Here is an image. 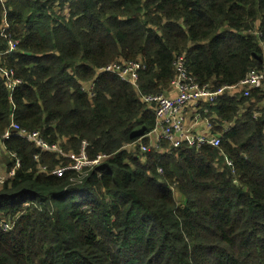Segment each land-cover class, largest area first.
<instances>
[{"label":"trees","instance_id":"1","mask_svg":"<svg viewBox=\"0 0 264 264\" xmlns=\"http://www.w3.org/2000/svg\"><path fill=\"white\" fill-rule=\"evenodd\" d=\"M5 18L0 145L20 166L0 191L15 226L0 223V264H264V82L201 101L220 147L156 142L143 99L169 93L182 55L209 91L262 69L264 0H0ZM120 59L146 65L138 87L99 72ZM12 123L60 151L3 139ZM83 148L99 162L67 168Z\"/></svg>","mask_w":264,"mask_h":264},{"label":"built area","instance_id":"2","mask_svg":"<svg viewBox=\"0 0 264 264\" xmlns=\"http://www.w3.org/2000/svg\"><path fill=\"white\" fill-rule=\"evenodd\" d=\"M9 25L5 18L0 28V34L9 39L8 52L16 51L18 41L11 38L8 31ZM146 65L141 60H125L109 63L108 65L99 68L102 73H115L123 81L131 83L134 87H138L139 70L145 69ZM176 77L171 84V89L168 94H158L144 96L143 99L148 104L156 106L157 126L153 131L156 142L164 139L169 141L174 147H179L183 142L189 146L200 148L204 144H211L215 147L221 146V136L212 132L214 114H209L208 108L201 106V101L212 100V93L205 87L201 86L196 78H194L187 70L185 56L182 55L175 62ZM6 69V68H0ZM261 71V72H259ZM3 76L7 79L8 87L13 90L19 83L20 79L14 77L13 71L2 70ZM264 82V66L262 69H252L247 77L240 82L238 87L228 86L230 90L238 89L249 95L252 88L260 87ZM90 96H94L93 84H86L83 88ZM190 117V122H189ZM13 130L20 137L29 139L35 142L43 150L60 151L57 146H49L43 139L39 137L37 132L28 133L25 130H20L19 125L12 123L9 130L3 135V139H9L13 135ZM87 142H84V147ZM158 146V144H156ZM146 151L148 148L142 146ZM74 163L67 168H73L77 171L84 172V167L91 166L99 162V160L90 161L84 148L79 156H73ZM19 164V163H18ZM84 165V167H83ZM66 168H61L56 172L62 174ZM14 172L11 173L13 175ZM6 181V180H5ZM4 181V183H5ZM3 183V184H4ZM2 226H8V221L1 222Z\"/></svg>","mask_w":264,"mask_h":264},{"label":"rangeland","instance_id":"3","mask_svg":"<svg viewBox=\"0 0 264 264\" xmlns=\"http://www.w3.org/2000/svg\"><path fill=\"white\" fill-rule=\"evenodd\" d=\"M249 74V73H248ZM247 77V76H246ZM245 77V78H246ZM244 78V79H245ZM243 79V80H244ZM242 82V81H241ZM240 84V83H239ZM239 84L238 85H235V86H230V87H238L239 86ZM241 92V94H242V96H247V95H245L244 94V92L243 91H241V90H236V89H234L233 91L232 90H230L228 93L229 94H231V95H234L235 93H240ZM1 146V145H0ZM131 147H134V146H128V149H130ZM4 152H5V150L3 149V147L1 146L0 147V191L4 188V181L6 180H8L9 178H11L12 176H14L15 175V173H16V170H17V168L20 166V163H19V161H17V163H16V166L15 167H13L11 170H9V171H6V160H7V154H5L4 155ZM19 163V164H18ZM83 167H84V165H83ZM12 172H14V174L13 175H11V173ZM5 181V182H6ZM175 197L177 198V200H181V196L176 192L175 193ZM9 219H11V220H13V221H8L9 222V224H8V226H5V227H3L4 228V230H6V231H8V230H12L15 226H14V218H11V217H9ZM7 217H5L4 215H2L1 213H0V223L1 222H3L4 220H9Z\"/></svg>","mask_w":264,"mask_h":264},{"label":"bare ground","instance_id":"4","mask_svg":"<svg viewBox=\"0 0 264 264\" xmlns=\"http://www.w3.org/2000/svg\"><path fill=\"white\" fill-rule=\"evenodd\" d=\"M212 93V100L213 101H216V99L220 96V95H223L225 92L228 93V86H224V87H221L219 88L218 90L216 91H210ZM13 133H16L17 131L13 130L12 131ZM27 139V138H26ZM29 140V139H28Z\"/></svg>","mask_w":264,"mask_h":264},{"label":"crops","instance_id":"5","mask_svg":"<svg viewBox=\"0 0 264 264\" xmlns=\"http://www.w3.org/2000/svg\"><path fill=\"white\" fill-rule=\"evenodd\" d=\"M190 120H191V119H190V117H189V122H190ZM0 147H1V146H0ZM2 147H3V146H2ZM3 149H4V148H3ZM4 150H5V149H4ZM5 154H7L6 168H5V169H6V171H9L8 168H7V162H8V159L10 158V156H9V154H8L6 151L4 152V155H5Z\"/></svg>","mask_w":264,"mask_h":264}]
</instances>
